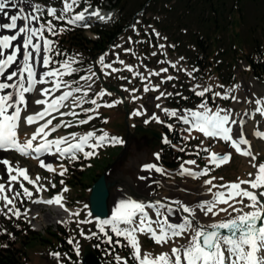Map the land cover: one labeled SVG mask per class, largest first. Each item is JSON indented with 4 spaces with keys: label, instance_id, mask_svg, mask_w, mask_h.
I'll list each match as a JSON object with an SVG mask.
<instances>
[{
    "label": "snow or ice",
    "instance_id": "obj_1",
    "mask_svg": "<svg viewBox=\"0 0 264 264\" xmlns=\"http://www.w3.org/2000/svg\"><path fill=\"white\" fill-rule=\"evenodd\" d=\"M83 2L88 4V7L71 16L68 14L74 12L81 0H62L63 7L59 10V14L54 7H48L46 14L55 20L64 21L65 25L83 28L91 27L86 22L90 17H96L101 21L111 19V14L102 15L98 8L89 11L91 8L89 0H83ZM7 3L8 0H0V11L6 8ZM43 11L39 4L34 6L31 15H25L21 9L19 14L10 16L9 23L0 25V28L3 29L15 30L13 35H0V78H4L0 80V151H15L22 156L31 157L38 161L41 168L49 172L56 173L58 167L59 172L57 174L63 177L68 172V168L63 163L53 167L52 164L46 163L40 157L45 154L56 155L58 159H66L69 163H74L80 159L79 154H82L83 158L87 160L97 155L98 149L107 145H123L124 141L117 136H110L108 132L102 130L99 135L97 131L93 130L81 135L72 132L49 138L61 128L74 126L70 120L60 119L58 123H53V121L57 120L58 117L69 116L77 117L75 126L86 125L95 117L88 115L85 119H79V113L75 109L79 108L84 113L95 112L100 107H115L123 103V100L115 99L111 103H99L105 96H112L111 92L103 88L96 92L94 97H89L95 83L94 78L97 76L91 66L87 69L88 75H81L79 79L71 81L64 79L66 76H72L81 71L79 67H73L80 61L76 56L66 55L62 52L56 46L57 42L48 39L44 33L47 31L50 35L57 36L71 29L63 26L57 29L52 21H48L46 26L43 24L40 27L31 26L32 22H39L40 16L37 13ZM18 21H23V25L18 26ZM132 28L133 31L136 30L135 25ZM153 32L157 37H160V33L155 32V29ZM129 42H131V38H129ZM113 47H120V45ZM159 47L163 49L165 46L160 44ZM124 51L131 52L132 50L124 49ZM152 55L155 56L157 53L154 51ZM57 56H65L66 58L56 60L55 57ZM107 56L108 53H104L98 58L101 72L105 76H109L111 73L122 71V69L113 67L112 63H105ZM183 59V57L180 58V60ZM115 62L124 65L128 72H131L134 77L138 76L142 82L147 80L143 91L145 93L158 91L159 95L155 97L157 101L173 95L187 99L179 92L160 91V84L175 80L177 77L164 76L161 78L160 84L155 85L148 79L152 76L160 77L161 73L168 72V68H161L159 71L148 70L147 75H144L139 71H134L133 66L125 64L118 57L117 61L113 63ZM158 63H168L173 69L186 72L192 79H195L193 73L198 71L196 68L191 71L183 67L178 68V62L161 60ZM37 64L45 70L38 73ZM52 65L58 66L52 67ZM104 69H111V73L104 71ZM120 79L127 78L120 77ZM81 81H84L85 84H81ZM43 85L50 86L40 87ZM217 87L224 88V85H217ZM239 87L240 85L236 84L232 88H224L223 92H219L213 91L211 85L202 86L196 83L192 85L190 91L202 99L195 109H169L162 107L160 103L156 104V108L168 118H175L188 126L184 129L188 133L184 137L185 140L196 138L192 136L193 132L200 133L205 138L222 140L234 149L235 153L251 157L249 164L255 169V172L247 173V179L238 176L235 181L221 184L213 183L217 179L223 180V177L210 176V172L229 163L232 153L214 151L211 147L204 146V141L201 140L200 145H197L199 151L194 154L206 153L207 163L214 165L215 168L204 167L196 171L193 168L185 167V165H197L195 159H188L181 163L178 175L189 176L194 179L209 177L203 180V184L207 186L206 193L211 198L203 199L195 204L186 203L180 199H174L168 203L162 202V199L149 202L131 197L120 199L113 208L110 217L96 221L98 232H90L86 235L81 230L79 235L85 239H101L102 235L103 243L110 246L113 244L121 246V241H125L123 246L131 249L132 258L136 264H264V162H257L259 154L252 152L250 141L246 138L243 130L245 120L242 117L239 120L236 119L240 113L234 112L232 108L210 107L206 96V94L211 93L213 100L219 97L222 100L231 99L240 103L239 97L232 94ZM122 88L129 92L133 101L142 99L141 96L134 94L138 91L137 89L124 88L123 85ZM57 92L60 94L56 95ZM27 94H38L42 98L33 96L32 99H29ZM245 102L255 103L254 112L264 117V98H258L254 101H248L246 98ZM33 103L43 107L29 112V107ZM84 104L94 105L95 108H84ZM62 109H67V111H62ZM145 114L146 110L143 105L132 113L133 116ZM244 115L251 118V114L247 110H245ZM153 121L159 124L165 123L155 113L151 114L144 123L148 124ZM24 125L35 127L30 133L24 132L22 139L20 129ZM235 125L240 126L238 133L233 127ZM166 126L169 131L173 130V124ZM254 135L264 139V131L256 130ZM163 142L169 143L166 136ZM86 148L89 150L86 151ZM179 150L185 151L184 148ZM154 156L157 160L160 159L159 153H155ZM0 165L4 166L7 173V182H0V203H2L0 215H4L6 219L27 217L29 210L25 209L22 213L16 206L18 199L21 204L24 199H27L34 204L56 205L68 214L69 219L57 221V223L75 222L80 225L92 222L90 219H75L73 221L72 218L80 216V210L74 211L66 206L64 193L69 191L66 186L61 189L59 194L49 199L33 198L34 193L25 186V182L32 185L36 193L46 192L48 188L41 183L44 178L39 174L32 178L29 169L19 166L18 163L13 165L6 158L0 159ZM197 167L199 166L197 165ZM153 170L161 175H166L164 169L155 163H146L141 166V171ZM140 179H145V177H140ZM48 183L51 184L52 188L56 187L50 180ZM60 183L64 185V180L62 179ZM154 183L159 184V181H154ZM15 184H19V189L15 188ZM181 191L186 190L181 189ZM163 199L167 200L168 198ZM149 210L154 213L155 218L150 215ZM177 212L185 214L179 223L171 220V217ZM201 213L203 217L208 218V221H202L199 215ZM88 215L91 216V213ZM141 235H147L161 248L169 246L170 251L165 250L157 254L142 252L139 239ZM113 236L117 238L115 241H113ZM68 243L74 245V251L79 257V242L74 241L73 238L69 239ZM114 251L115 248L113 247L112 252ZM51 255L58 260L61 256L59 252H53ZM115 261L116 264H128V261L119 255L115 256Z\"/></svg>",
    "mask_w": 264,
    "mask_h": 264
},
{
    "label": "rangeland",
    "instance_id": "obj_2",
    "mask_svg": "<svg viewBox=\"0 0 264 264\" xmlns=\"http://www.w3.org/2000/svg\"><path fill=\"white\" fill-rule=\"evenodd\" d=\"M143 1L145 0H125L123 3H118L116 0L103 1L100 2L98 8H107L108 6H111L108 8L111 9L113 16L109 21L99 23L93 17H90L86 20V22L91 25L89 28L68 25V27L72 29L77 28L82 30L84 35L93 39L98 36L96 29L108 28L115 21L124 17L123 22L127 23L126 27L123 28L120 34L115 36L113 42L96 59L87 62L85 56L74 51L72 55L76 56L80 63L73 65V67H79L81 71L79 73H74L72 76L64 77V79L69 81L79 79V76L89 74L87 69L91 66L92 70L97 73V76L94 78L95 83L89 93V97H94L95 93L103 88L111 92L112 96H105L99 101V103H111L115 99H121L123 100V103L111 108L100 107L96 109L95 112L89 113H84L79 108L75 109V111L79 113V119H85L88 115H93L95 117L86 125L75 126V120L77 117H58L53 123H58L60 119H64L72 121L74 126L70 128H61L49 138H53L57 135H67L72 132L81 135L93 130L97 131V134L99 135L102 130L108 132L110 136H118L119 134L122 136V140H124L129 133V129L130 135L128 136L129 142L126 146V151H124L125 153L123 157L119 159L120 161L118 164L111 169L109 178L112 180L121 179L124 182L130 178L132 179L131 183H135L140 177H147L146 173L148 172L145 173V171H143V175L139 172L141 171V166L143 164L155 163L159 167L162 165V169L165 168L164 171L166 173V175H162V187L160 183H154L156 179H159L157 177L159 173H156L154 170L152 171L154 172V175L152 176V186L155 187L154 191L157 193L164 192L174 181H189L191 184L196 185L198 183H203L204 179L209 178L200 177L194 179L189 176L178 175L180 172L179 170L175 172L167 171L168 169H166V164L163 163V159H168L170 149L177 153L187 154L189 157H186L185 160L195 159L194 156H197L196 159L199 168H215L214 165H209L207 163L206 153L201 152L200 155H192L190 152L193 151L192 153H195V149H199L197 148V145H200L201 140L204 141V146L211 147L212 150L221 153L223 151L229 152V146L222 140L209 138L205 141V137L197 132L192 133V136L196 138L185 140L184 137H186L188 133L185 132L184 129L188 126L177 121L175 118H168L165 114L160 118L165 121L164 124H159L153 121L146 125L162 131L164 137L166 136L169 140V143L167 144L163 142L164 138L162 139V142L146 138H142L138 141L133 137V126L144 123L149 112H158L159 109L156 108V104L160 102L172 109L176 108L173 107V103L180 104L178 108H176L177 110L188 108L195 109L202 99L195 96L194 93L190 91L192 85L196 83H199L202 86L211 85L213 91L223 92L224 88H232L234 85L240 84V81L242 80L245 84L241 83L244 89L239 87L238 90L232 93L238 95L240 99V103H238L236 107H234V104L236 103L231 99L222 100L219 97H216L213 100L211 93L206 94L209 100V106L213 108L216 106L225 109L233 108V110L255 109V103H246L245 99L247 98L248 101H254L258 98H264V82L253 76L249 65L246 63L245 55L250 53L253 57L255 42L260 41V43H262L261 40L263 38L264 30V4L263 0H149L144 6H141L140 4ZM30 2L33 3L34 6L39 4V0H30ZM44 3L47 4V7L39 4L44 11L42 13H37L40 17L42 15L40 25L43 24L46 26L48 21H52L57 29L62 26L64 27V21L55 20L53 17H49L46 14V9L48 7L56 8L58 10L57 14H59V10L63 7L62 0H45ZM122 4L124 5V8H120ZM85 7H88V4L81 0L80 5L74 9V12L69 13L68 15L71 16L76 11H81ZM91 8L93 7L91 6ZM212 8H215V10H212ZM135 10H137V12L133 14L125 13L126 11L130 12ZM133 25H135V31H133ZM153 29H155V32L160 33V37L155 35ZM44 35L48 39L54 41H57L61 36V34L52 36L47 31H45ZM201 35L207 42L204 50L196 45V40ZM129 38H131V42H129ZM160 44H163L165 47L161 49L159 47ZM114 45H120V47L114 48ZM124 49H131L132 51L125 52ZM154 51L157 53L155 56L152 55V52ZM104 53H108L105 63H112L113 67L122 69V71L111 73V69H104V71L111 73L109 76H105L103 72H101L98 63V58ZM133 53H135V55H133ZM117 57L123 60L125 64L133 66L134 71H139L144 75H147L148 70L159 71L161 68H168V72L161 73L160 77L152 76L148 79L151 80L153 85H155L160 84V80L164 76L172 75L177 77L175 80L160 84V91L172 93L179 92L183 97H187V99L173 95L157 101L155 97L159 95V92L149 91L148 93H145L143 87L148 81L145 80L142 82L138 76L134 77L131 72H128L127 69L124 68V65H121L118 62L113 63L114 61H117ZM181 57L184 59L180 60ZM197 57L201 60V63L203 64L202 66L195 63ZM161 60L178 62V68L183 67L188 71H191L193 68L198 69V71L193 73L195 79L190 78L184 71L173 69L168 63H158V61ZM56 66L58 65H52V67ZM120 77H126L127 79H120ZM129 81H131V83H129ZM245 81H250L253 84L251 83L250 86L248 85V82ZM80 83L85 84L84 81H81ZM122 85L124 88L137 89L138 91L134 94L141 96L142 99L133 101L129 92L123 90ZM173 85H175V87H173ZM217 85H224V88L217 87ZM73 86L75 87L76 85ZM181 100H183V102H181ZM141 105L147 110L146 114L142 116H133V111L140 109ZM83 107L95 108V106L91 104H84ZM62 111H67V109H62ZM105 121H107V123H105ZM248 121H253L251 128L254 129V132L256 130L264 131V117L260 114L253 112V115ZM167 124H173L172 131H169L166 126ZM254 132V145L257 154H259L257 162H264V152L262 153V151H260V149L264 147V139L256 137ZM20 133H23L21 132V129ZM169 133L172 137H168ZM173 139H178V141L176 142ZM160 144L166 145L167 148H163ZM120 147L121 145L102 147L97 150V155L84 162L82 161L78 163L75 167L83 171L81 175L77 174L78 179H76V181H78V186H72L68 182L71 180L70 176H59L57 174L59 172L58 167L56 173L46 172L39 166L38 161L31 157H25L16 152H7L0 155L2 158L9 159L13 165L18 163L19 166L27 167V169L30 170L32 178H35L37 174L44 178L41 183L45 184L48 188V191L46 192L42 191L36 193L35 188L25 182V186L34 193L33 198L42 196L51 198L57 193H60L61 189L66 186L69 189L67 193H64L67 200V206L80 210V216L78 218H72L73 221L75 219H90L92 221L91 223L80 225H77L75 222H70L68 224L49 222V224L46 225L42 218L47 219L49 216H54L53 210L42 203H39L38 206L33 205V203L27 199H24L21 204L18 199L16 201V206L22 213L25 209H28V216H21L20 219L15 217L6 219L4 215H0V233L8 236L12 241L18 240L19 246L24 250L23 257H25V259H23L26 264H63L65 253L60 251L57 247L59 245L64 246L65 244L71 245L68 243V240L73 238L74 241L79 242L80 256L78 258L81 259L83 246L86 243H89V239L81 237L79 235L80 231L83 230L86 235L93 231L98 232L96 221L93 217L88 215L87 196L90 192V185L97 178V174L102 173L105 166L113 161L116 153L121 151ZM180 148H184L185 151L181 152L179 150ZM155 153L160 154L159 160L155 158ZM40 158L44 159L46 163H51L52 160H55L54 155L49 158H45V156ZM82 159L84 158L81 155L79 161ZM174 159L176 160V158ZM56 160H58V165L63 163L65 167L68 168V165L65 163L66 159L61 160L57 158ZM198 161L201 162L198 163ZM179 166L175 169H180L178 168ZM241 167H244L243 158L240 154L233 151L230 162L219 168H215V170L211 171L209 175L223 177V180L217 179L213 181L215 184L227 183L235 181L238 176L240 177ZM249 172H255V169L252 167L247 169L246 177ZM0 177H2L0 182H7V173ZM62 179L64 180V185H61L60 183ZM49 180L56 185L57 190L52 188L51 184L48 183ZM148 182L149 180H146V183ZM165 182H168V184H165ZM125 185L127 184L125 183ZM14 186L19 189V184H15ZM114 191L115 190L112 189V192ZM148 193L149 188L145 187L142 194L144 195ZM36 206L37 208H35ZM85 206L87 207L85 208ZM0 207H2V203H0ZM113 208L114 207L111 206V210H113ZM35 212L36 214H33ZM33 217L35 218L33 219ZM34 222H38L41 227L35 229ZM11 225L15 226L14 232H12ZM3 226H6V228H3ZM3 229L8 230L1 232ZM59 229L64 230L66 233V235L62 234V237L65 238L66 241L65 244L58 242L53 234L54 232H59ZM9 233H11V235H9ZM139 239L142 245V252L157 254L165 250L170 251L169 246L161 248L147 235H141L139 236ZM71 249V251L75 253L74 245H71ZM53 252H59L61 254L59 260L51 255ZM102 253L105 255L104 257L105 260L108 261V264H116L115 256L117 254H111L109 249L104 250ZM120 256L124 258V255L121 253ZM127 261L128 264H133L129 263V260ZM132 261L135 262L133 259ZM134 264H136V262Z\"/></svg>",
    "mask_w": 264,
    "mask_h": 264
},
{
    "label": "trees",
    "instance_id": "obj_3",
    "mask_svg": "<svg viewBox=\"0 0 264 264\" xmlns=\"http://www.w3.org/2000/svg\"><path fill=\"white\" fill-rule=\"evenodd\" d=\"M45 0H39L40 5L47 6L46 3H44ZM103 1H110V0H89L91 4H97ZM118 3H123L125 0H116ZM149 0L143 1L140 5L144 6L145 3ZM264 4V0H263ZM120 8H124V5L122 4ZM212 10H215V8H212ZM137 10L135 11H130V12H125L126 14H133L136 13ZM124 17L117 20L113 24H111L108 28L105 29H96V33L98 34V37L95 39L89 38L86 35L83 34L82 30H79L77 28L72 29L68 27V25H64V27H67L71 30L65 31L61 36L58 38L57 42V47L66 55H72L73 52H78L82 56L86 57L87 62H91V60H94L98 55H100L102 52H104L108 46V44L111 43V41L114 40L115 36H117L123 28L126 27L127 23L123 22ZM260 41L255 42L254 45V56L252 57L251 54H246V63L249 65L250 70L253 74V76L264 82V30H263V38ZM196 45L198 47L205 48L207 45V42L205 41V38L203 36H199L196 40ZM65 56H57L55 57L56 60H63L65 59ZM195 63L197 65L202 66L203 64L201 63V60L197 57ZM183 102V100H181ZM180 104L179 103H173L174 107H178ZM183 105V104H182ZM171 137V134H169ZM174 141H178V139H173ZM164 147V145H163ZM199 151V149H198ZM172 151L169 152L168 154V159L164 160L163 162L169 166V167H175L177 166L178 163L183 161L188 155L184 153H177L176 155V160L172 159L171 156ZM82 162V161H81ZM161 162H162V157H161ZM201 162V161H199ZM80 163L79 161H76L74 163H69L67 162L68 165V172L66 173L67 176L71 177V180L68 181L72 186H78V175L82 174L83 171L79 170L75 166ZM203 163V162H202ZM109 164V163H108ZM107 164V165H108ZM105 166V168L107 167ZM78 174V175H77ZM99 174H97L96 177H98ZM55 190V189H54ZM3 228H6V226H3ZM12 232L15 231V226L11 225ZM8 230V229H7ZM4 231L1 230V232ZM54 236L56 237V240L58 242L65 243V238L62 237V234L66 233L64 230L59 229V232L53 233ZM98 235H100L98 233ZM117 238L113 236V241H115ZM24 242V241H22ZM89 242L92 244L94 251L97 253V255L102 259L103 264H108V261L105 260V255H103V251L106 249H109L110 253L113 254L115 251L119 252V254H123L124 258L126 260H129V263H135L132 261V255H131V249L128 247L123 246L126 242L121 241V246H115L114 244L112 246L103 243V236L101 235V239H90ZM6 245V247H5ZM115 248V251L112 252V248ZM60 251L65 253V256H68L66 261L71 263V264H77V259L78 257L75 255L74 252L71 250V245H59L57 247ZM124 248V249H122ZM24 256V250L21 246L18 244V240L12 241L8 236H5L3 233H0V264H26L25 262V257ZM24 258V259H23ZM134 260V259H133Z\"/></svg>",
    "mask_w": 264,
    "mask_h": 264
},
{
    "label": "bare ground",
    "instance_id": "obj_4",
    "mask_svg": "<svg viewBox=\"0 0 264 264\" xmlns=\"http://www.w3.org/2000/svg\"><path fill=\"white\" fill-rule=\"evenodd\" d=\"M13 5H15V6H13ZM32 6L34 8V5H33V3L30 2V0H8V3H7L6 8L3 11H0V25L9 23L10 22V19H9L10 16L19 14L20 11H21V9L23 10V12H24L25 15H31V14H33V8H32ZM92 10H95V9L94 8H90L89 9V11H92ZM100 11H101V14L102 15L107 16L108 14H111V18L113 16V13L112 12H108V11L106 12V10L104 11V10H101V9H100ZM41 18H42V15L40 17V20H41ZM93 18L95 20H99L96 17H93ZM40 20H39V22H35V21L32 22V25L31 26H33V27H40ZM99 21H101V20H99ZM102 22H106V21H102ZM22 25H23V21H18V26H22ZM14 33H15V30H8V29L0 28V35H9L10 36V35H13ZM44 70L45 69L41 68L39 66V64H37V72L38 73L39 72H42ZM1 79H4V78H1ZM243 82L241 80L240 81V84H239L240 85V88L242 87L241 89H244V87L242 85V84H244ZM245 82H248V85L251 86V83L252 82H250V81H245ZM49 86L50 85H43V86H40V87H49ZM59 94H60L59 92L56 93V95H59ZM33 96H36V98H42V97H39L38 94H27V98H29V99H32ZM160 104L162 105V107H167L164 103H161L160 102ZM237 104L238 103L234 104V107H236ZM41 107H43V106H37V105H35L33 103L29 107V112H31L33 110H36V109H39ZM244 108H245V102H244ZM247 111L252 116L253 115V112H254V109H252V110L249 109ZM234 112L240 113V116H237L236 117L237 120H239L241 117L245 120V124L243 125V130H244L245 136L250 141L253 154H257L256 148H255V145H254L255 144L254 143V139H253L254 129L251 128L252 127V124H253V121L252 122H249L248 121L250 118H249V116L244 115L245 110H239V109L238 110H235L234 109ZM154 113L156 115H158L160 118L163 117V115H164V113L162 111H160V110L158 112H154ZM34 127L35 126L29 127L27 125H24L21 128V132H23V133L24 132H29L30 133L31 131L34 130ZM233 127L236 130V132L238 133L239 130H240V126L239 125H235ZM23 133L21 134V138L22 139H23ZM207 139H209V138H205V141ZM242 147H244V146H242ZM228 149H229L228 151L230 153H233L234 149H232L230 147H228ZM260 151H262V153H263L264 152V147H262L260 149ZM222 153H225V152L223 151ZM2 154H5V153H0V155H2ZM80 155H82V154H80ZM49 157H51V155H45V158H49ZM242 158H243V161H244V167H241L240 177L247 179V177H246V171H247V169H250L251 168V165L249 164V161H250L251 157L242 156ZM0 159H3V158L0 156ZM52 165H53V167H55L54 164H52ZM188 166L191 167V168H193L196 171H199L200 169H202L201 167L200 168L197 167V165H188ZM23 167H25V166H23ZM25 168H27V167H25ZM140 173H142L141 175L144 174L143 172H140ZM152 173H153L152 171L146 173L147 177L145 179H139L138 181L136 180L137 182L135 181L134 186L132 187V191H130V192L131 193L132 192H137L139 195H141L143 197L153 196V198L155 197L153 199V201H155L157 199H162V202H165V203H168V202H170L171 200H174V199H180V200H182V201H184L186 203L195 204L196 202H199V201H201L203 199H209V198H211L210 195L206 193V186L203 183H198L196 185H193L189 181H178V182L177 181H174V182H172L173 185L170 184L168 186V188L164 192H162V194H160V193L154 194L151 191V189L153 188V186H150V181H152V177H150V176L152 175ZM4 175H6V170L4 169V166L3 165H0V176H4ZM146 180H149V182L146 183ZM131 181H132V179L128 178V180L126 182L123 181L122 184H125L126 183L128 186H130ZM165 184H168V182H165ZM122 186H124V185H122ZM145 187L149 188V193L143 195L142 194V191H144V188ZM243 187H246V186H243ZM181 189H185L186 191H181ZM131 193H129V197L132 196ZM42 198L43 199H49V197H45V196H42ZM126 198H128V195H126L125 192L122 189L121 190L117 189L116 192L113 193V195L111 197V206L112 207H115L116 203L120 199H126ZM163 198H168V199L167 200H164ZM146 201H148V200H145V202ZM38 204L39 203H35V204L33 203V205H37V206H38ZM44 205L54 211V216H51V217L49 216L47 219L46 218H42V220L44 221V224L47 225V224H49V222L57 223V221L69 219L68 214L65 213L58 206H56V205H46V204H44ZM37 206L35 208H37ZM221 207H223V205H221ZM69 208L71 210H74L71 207H69ZM149 212H150V215H153V218H155L154 217V213H152L151 210H149ZM33 214H36V212L33 213ZM183 215H185V214L182 213V212L175 213L171 217L172 222H176V223L181 222V218H182ZM199 215H200V218L202 219V221H208V218L207 217H203L202 213L199 214ZM46 225H44V226H46ZM40 226L41 225H39L38 222H34V228L35 229L40 228Z\"/></svg>",
    "mask_w": 264,
    "mask_h": 264
},
{
    "label": "water",
    "instance_id": "obj_5",
    "mask_svg": "<svg viewBox=\"0 0 264 264\" xmlns=\"http://www.w3.org/2000/svg\"><path fill=\"white\" fill-rule=\"evenodd\" d=\"M135 136L147 135L148 137L155 138L158 141L162 140V133L156 129L145 127L143 125H136L133 130ZM129 133L126 136L125 145L121 153L115 158L112 164L102 172L96 180L91 184L90 192L87 197L88 210L91 216L96 219L108 218L111 215V188L115 184L114 180L108 177L110 168L117 160L121 158L128 142ZM80 264H102L101 259L93 250L92 245L87 243L83 247L81 263Z\"/></svg>",
    "mask_w": 264,
    "mask_h": 264
},
{
    "label": "flooded vegetation",
    "instance_id": "obj_6",
    "mask_svg": "<svg viewBox=\"0 0 264 264\" xmlns=\"http://www.w3.org/2000/svg\"><path fill=\"white\" fill-rule=\"evenodd\" d=\"M133 137H134L135 139H137L138 141H139L140 139H142V138L152 139V138H149V137H147V136H134V135H133ZM119 161H120V160H119ZM119 161H117V162L114 164L113 167H115V166L118 164ZM113 167H112V168H113ZM112 168H111V169H112ZM111 169L109 170V173H110ZM119 188H121V185H120V183H117V182H116V183L114 184V186L112 187V189H114L115 191H116L117 189H119Z\"/></svg>",
    "mask_w": 264,
    "mask_h": 264
}]
</instances>
